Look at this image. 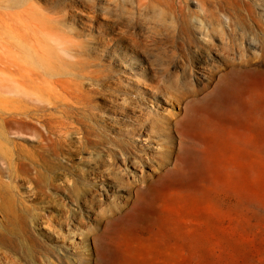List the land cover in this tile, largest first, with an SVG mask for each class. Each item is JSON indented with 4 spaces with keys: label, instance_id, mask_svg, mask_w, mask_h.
<instances>
[{
    "label": "rangeland",
    "instance_id": "1",
    "mask_svg": "<svg viewBox=\"0 0 264 264\" xmlns=\"http://www.w3.org/2000/svg\"><path fill=\"white\" fill-rule=\"evenodd\" d=\"M120 2L122 8L118 0H21L17 5L0 0V208L9 205L13 186L28 199L23 177L34 171H27L23 160L37 157L39 143H50L34 130L42 114L35 105L58 103V109L50 104L45 112L54 120L51 126L78 127L75 114L61 104L87 98L99 115L125 121L116 109L127 94L146 102L140 113L131 108L128 117L144 114L150 122L145 132L130 124L122 129L133 132L130 143L152 163L127 168L124 185L114 190L101 181L96 191L107 197L101 204L115 206L116 218L103 219L88 233L60 228L53 236L40 227L34 237L54 248L63 264H135L136 259H148L139 264H264V81H247L230 93L226 164L219 147L214 163L202 155L186 160L187 139L193 136L181 121L193 100L201 101L219 84L223 45H241L264 80V0ZM52 4L58 12L45 9ZM53 40L75 51L74 63L55 60ZM213 65L220 67L208 73ZM86 117L87 110L77 119ZM10 162L16 179L10 178ZM144 198L152 204L146 223ZM83 215L93 214L85 209ZM13 230L17 226L3 224L0 216V231ZM23 244L29 248L28 241ZM55 255L44 259L57 264Z\"/></svg>",
    "mask_w": 264,
    "mask_h": 264
},
{
    "label": "bare ground",
    "instance_id": "2",
    "mask_svg": "<svg viewBox=\"0 0 264 264\" xmlns=\"http://www.w3.org/2000/svg\"><path fill=\"white\" fill-rule=\"evenodd\" d=\"M2 1L7 5H17L21 0ZM118 1V7L122 8L123 4L120 0ZM57 8L55 4H52L45 9L58 12ZM59 23L64 26L62 21ZM53 41L56 44V47H52L56 50L53 53L55 60L65 65L74 63L72 61L75 59V51L65 44ZM258 42L261 44L262 41L258 39ZM254 43L253 41L248 45L252 48ZM132 46L135 48V42H132ZM238 47L239 49H236L232 44L223 45L220 61L224 74H221L218 80L220 81L219 84L209 90L201 101L193 100L190 108L185 111L181 120L182 123L193 137L200 139V143L195 141L193 137L187 139L186 160L202 155L208 161L213 159L211 163H214L218 156L215 147H219L223 151L221 159L225 164L228 162L230 93L235 88L246 84L247 81H264L259 71L253 67L256 66V63H251L250 58L244 54L245 51L241 45ZM57 54L68 61L63 60ZM218 67L220 66H211L208 73L213 72V69ZM49 68L51 67L49 66ZM186 88V85L179 86L181 90ZM116 90H119V87ZM187 91L192 92L193 88H188ZM50 104L49 101L41 100L38 105H35V109L42 114L36 115V120L40 126H35L36 129L34 130L39 133L40 139L49 140L50 143H39L35 147L37 157L35 159L24 158L23 160L27 161L25 163L27 171H34L31 172V176L23 177L28 199L24 200L17 192L19 189L13 186L9 191V205L0 208L1 222L17 226V230L11 232L0 231V264H21L20 261L23 258L27 260V262L25 261L26 264H53L51 261L45 260L44 257L55 255L56 250L37 240L33 233L40 230V227L51 229L53 236L58 234L56 229L60 228H67V231L72 229L76 232L85 231L88 233L103 219L116 218L114 215L115 206L106 204L107 207H103L101 204L102 196L103 199L107 197L98 193L96 189L100 190V183L102 182L105 183L103 185H109L113 190L114 187L123 186L124 179L128 175L127 168L136 171L137 167L145 168L152 163L150 156L144 152L141 153L132 146L129 137L131 132L122 129L129 127L130 124L138 126V129H133V131H146L147 122H150L148 117H145L144 114L135 116L134 113L128 117V111L131 108L138 109L140 113L146 106L145 101L138 98L133 99L125 94V98L116 109L123 115L125 121L99 115L98 107L87 98L80 99L78 97L71 103L61 104L64 110L67 109L75 114L74 121L79 125L78 127L72 126L70 122H61L60 126H51V122L54 120L47 118V114H45L50 109ZM53 104L55 110L59 108L56 105L58 103ZM85 110L88 112V117L83 121L77 119V116ZM203 112H207V115ZM203 117H211L212 121L208 122ZM31 124L27 122L25 125ZM259 124L258 121L254 123V125ZM108 132L122 135L123 138H112L107 134ZM150 133L154 134L155 132L151 131ZM75 135L78 136L76 142L73 141ZM163 136L167 138L166 134ZM8 169L10 178L16 179L18 175L11 162L8 163ZM57 179L62 180V182L57 183ZM47 190H52L57 194H51ZM161 198L163 203L159 210L163 215L165 213V196L163 193H161ZM69 203L74 204L75 208L72 209ZM141 203L143 204L141 218L146 223L149 220L146 213L152 209V204L148 198H144ZM49 209L55 210L56 214L50 212ZM85 209L93 215H83ZM49 239L52 240L53 238L49 237ZM24 240L30 243L27 249H24L27 247L26 244H23ZM139 251L137 250L132 254L133 260L136 259V254ZM145 252L148 251L145 250ZM55 257L57 264H63L64 259L61 256L55 255ZM144 261L149 263L148 259H136L134 263L139 264Z\"/></svg>",
    "mask_w": 264,
    "mask_h": 264
}]
</instances>
